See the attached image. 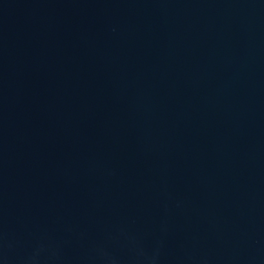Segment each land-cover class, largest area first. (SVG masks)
Listing matches in <instances>:
<instances>
[{
    "label": "water",
    "instance_id": "1",
    "mask_svg": "<svg viewBox=\"0 0 264 264\" xmlns=\"http://www.w3.org/2000/svg\"><path fill=\"white\" fill-rule=\"evenodd\" d=\"M0 264H264V0H0Z\"/></svg>",
    "mask_w": 264,
    "mask_h": 264
}]
</instances>
